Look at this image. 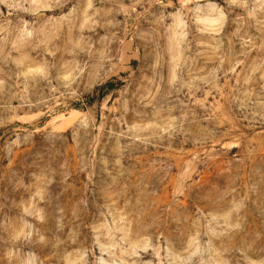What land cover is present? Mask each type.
Listing matches in <instances>:
<instances>
[{
    "label": "rangeland",
    "instance_id": "1",
    "mask_svg": "<svg viewBox=\"0 0 264 264\" xmlns=\"http://www.w3.org/2000/svg\"><path fill=\"white\" fill-rule=\"evenodd\" d=\"M0 264H264V0H0Z\"/></svg>",
    "mask_w": 264,
    "mask_h": 264
}]
</instances>
